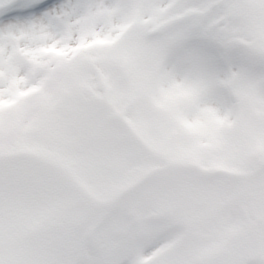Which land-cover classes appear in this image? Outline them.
<instances>
[{
    "label": "rangeland",
    "instance_id": "obj_1",
    "mask_svg": "<svg viewBox=\"0 0 264 264\" xmlns=\"http://www.w3.org/2000/svg\"><path fill=\"white\" fill-rule=\"evenodd\" d=\"M107 1L108 3L115 2L114 0ZM213 1L215 0H194L191 4L189 0H180L173 10L158 15L156 4L161 3V0H128L127 4L134 8L133 13L138 11L137 20L132 30L124 35L115 47L108 46L109 49L105 50L95 48L92 51L84 52L79 59L73 62L74 64L72 63L73 65L61 66L55 62L44 66L38 72L48 71V75L50 74L49 81H46L49 82L47 87L30 100H18L22 102L15 104L13 109H7L8 111L0 109V157L4 152L3 155H6L7 142H10L11 147L21 148L17 149L19 151L14 156L15 162L6 156L5 159L8 162H5L0 168V213L9 218V225L11 224L15 228L18 219L22 226L21 229H33L48 213H53L54 210H60L72 204L76 206H73L74 211L66 213L69 215L67 226L69 227L70 221L77 217L83 230L87 226L94 225V239L90 243V248L98 242L97 237L104 238L105 244L100 253L102 258L93 257L90 261L92 264H102L105 261V264H134L167 246L168 254L166 253L157 264H184L186 255H188L186 253H190L189 250L193 247L179 248L184 241V239L180 240L181 231L178 230L180 223L187 226L189 232H195L194 228L201 224L199 227H204V239L209 234L212 235L214 230L216 233L226 230L228 225L221 223V218L211 213L209 205L217 207L227 204L226 202L234 199L239 189L248 190V193H255L256 197L260 198L259 202L253 203L250 208L255 210L256 217H260L264 222V187L261 189V186H264V171L261 182L256 178L241 181L240 184V181L236 179V184L230 185L224 176L213 178L211 187H215L216 183H220L227 189L236 185V188L230 187L225 194L212 193L213 188L209 189L203 185L200 187L201 190L197 191L192 183L184 184L183 179H192L193 175L183 171V167L175 165V162L181 166V164H188L194 160H201L204 165L213 169L217 163L218 165L222 163L230 167L236 166L235 168L241 171V169L248 168L239 162L242 159L245 160V157L240 154L237 159L239 164L232 165L236 164L235 157L233 159V156H230L235 152L234 149L242 148L240 151L245 153L248 151L246 148L248 143L258 145L257 149L264 148V105L259 101L258 94L248 79V73L237 75L231 87L241 98L244 110L245 108L252 110L243 116L241 127L239 126L234 133L221 134L222 140H210L209 137L214 135L210 122H208L209 127L206 128L204 134L201 135L198 132L200 119L197 111L201 107V102L207 97L209 98L211 92L214 91L210 89V84H207L201 66L199 68L198 65L194 66V69L185 77L184 83L189 82L190 87L184 92L183 100V95H178L175 98L180 103L175 105L174 101L171 102L168 99L163 108L157 110L152 107L150 102V98L162 97L158 85L164 86L160 80L163 74L154 79L155 72L160 65L169 63L168 66L171 65V67L165 66V70L169 69L170 71L182 64L186 65L185 69L190 65V60L186 55L184 57L177 56L178 58L182 57L181 59L171 57V62L170 59L167 60L166 53L170 47L179 45L185 40H194L193 38L199 36L206 38L205 35H210L222 42L219 37L222 33L216 29L214 31L213 29L207 30V26L215 21H220L219 18L224 13L228 14L223 17L225 18L224 23L229 27V30L224 32V34L227 33L224 42H227L229 36H234L236 42L246 39L248 49L242 45L246 55L251 59L257 58L262 61L261 57L257 55H261L262 50L264 51V0H244L242 3L238 2V5L233 0H219V5ZM87 2L96 6L98 0H87ZM215 6L221 7L217 14L212 12V7ZM96 7L85 10L66 24L65 27L69 34V49L74 46L75 39H83L85 42L96 35L99 28H104L103 32L105 29L111 30L113 25L117 24L115 18L124 14V11L113 14L108 9L104 14H106L105 16L111 15V18L105 16L92 18L89 15L91 12L95 14ZM85 15H88V20L79 21L80 17L87 18ZM189 26L190 29H188ZM154 31L160 33L157 38H155L156 32ZM112 33H114L113 30ZM151 33L153 36H150ZM145 34L152 39H146ZM72 38H74L73 42ZM153 39L157 40L152 41ZM42 41L36 42L34 45L37 47L35 48L27 47L37 50L41 45L50 46L52 42L47 39ZM42 46L40 49H43ZM239 47L240 45H237L231 53L228 52L229 50L223 49V53L228 52V57L237 56ZM198 58L201 59L199 56ZM249 61L252 62L250 59ZM88 65L93 66L95 70L98 69L101 73L100 79L105 84L104 92L99 91L94 85L98 82L91 78ZM20 71L11 69V76L14 80L22 79V71ZM94 74L96 75V72ZM166 77H168L167 73H165V77L163 75V80ZM124 79L125 84L123 83ZM5 84V79H0V86L4 87ZM88 88L90 91L86 90ZM149 95H151L150 98ZM144 99H146V103H150L151 108L146 106ZM190 105L193 109L187 110ZM255 105L260 107L259 111L256 110ZM186 110L185 116L191 126L190 131L197 132V134L181 133L176 116L179 112ZM49 111L50 114L47 115L46 113ZM116 111L118 118L114 117ZM29 118H32V121L28 122L30 124L26 127L25 121ZM106 118L113 124V128L103 123ZM196 121H198L197 125ZM170 129L174 132V137L168 135ZM27 130L36 131L35 134L38 131L40 133L38 132L35 139L30 136L32 139L27 141L22 137L29 133L26 132ZM215 136L217 135L215 134ZM112 138H116L117 147L107 148V150L111 149V157L101 156V149L104 151L105 145L100 146L97 150L89 149L99 140L104 141ZM13 140L15 144H12ZM143 144H147L152 152L145 151ZM23 149L29 150L31 154L26 151L29 155L26 157ZM250 151L257 153L259 150ZM17 162L25 164L24 170L20 172H31L25 174L26 176L14 175L13 173L22 168ZM165 163H170L172 166L164 167L163 169L166 171H162L165 173L162 174L163 177L153 180L151 176L157 174V169L163 167ZM44 164L54 165L60 169L65 168L64 171L68 175L63 173L67 180H64L65 177L60 176L61 174L58 176L55 171L49 172L47 168L45 169ZM93 172H95L94 175H90ZM118 172L125 174V179H116L115 175ZM55 177H57L56 181H60L59 187L52 183ZM170 177H173L172 181L169 180ZM133 180L135 184L131 187L129 185ZM128 187L127 198L125 197L124 200L114 204L116 195L127 190ZM168 189L170 191H167ZM137 195H139L140 205L143 208L142 210L138 208L140 211H137L136 205H133L136 203ZM248 195L249 201H253V197ZM89 196L98 199V208L93 205L91 207L89 203L91 197ZM137 202L139 201L137 200ZM153 203L171 205V216H174V219L167 225L150 230L153 232L149 233L154 235H146L147 242H145L142 236L137 237L139 234L136 230H139L143 225L135 217L136 213L144 215L152 212L150 207ZM197 206L201 207L198 216L195 213ZM127 209L129 211L131 209L135 216H133L135 219L133 226L128 225V221H124L123 214ZM229 211L227 209L228 213ZM81 214H85L84 222L81 219ZM118 217L122 219V222ZM213 217L217 220L214 226L208 223ZM97 219H100L99 225ZM240 222V217L228 222L233 229L230 232L231 238L236 239L235 243L229 246L234 248L237 253H241L243 250L246 251L245 253L253 254V251L256 250L253 228L255 227L256 232L260 226L253 227L252 225L257 222L250 221L249 226L242 228ZM4 227H6L5 224ZM259 234V239H261V230ZM70 236L71 247L77 255L74 258L75 264H79V253L83 255L84 251L89 248L81 247L78 244L77 234L71 233ZM243 238H249V243L253 242L254 248L248 249ZM114 239L118 243L116 250H112L111 246ZM196 239L187 238L186 240L190 245H195L194 243L199 244V239ZM137 242H139L138 247L133 249ZM262 242H264V238ZM203 243L205 252L214 251L216 248L212 241H203ZM2 259L3 263L1 261L0 263L6 264L3 255ZM40 261L41 257L38 256L35 264Z\"/></svg>",
    "mask_w": 264,
    "mask_h": 264
},
{
    "label": "snow or ice",
    "instance_id": "obj_2",
    "mask_svg": "<svg viewBox=\"0 0 264 264\" xmlns=\"http://www.w3.org/2000/svg\"><path fill=\"white\" fill-rule=\"evenodd\" d=\"M94 7L87 0H0V61L14 53V62L25 67L19 49L42 34L58 36L75 16Z\"/></svg>",
    "mask_w": 264,
    "mask_h": 264
},
{
    "label": "bare ground",
    "instance_id": "obj_3",
    "mask_svg": "<svg viewBox=\"0 0 264 264\" xmlns=\"http://www.w3.org/2000/svg\"><path fill=\"white\" fill-rule=\"evenodd\" d=\"M105 0H98V2H101L100 6L96 7L95 10V14L96 17H102L105 16L106 14H104L108 9H110V12L115 10H119V1L115 0V2H109V3H105ZM111 16V15H110ZM110 16H105L106 18ZM118 21V17L115 18ZM115 20V21H116ZM116 21V22H117ZM103 28L101 29V31L103 32ZM106 31V29H105ZM101 32V33H102ZM104 34V32H103ZM42 40H46V39H50L54 41L55 37H48L47 35H42ZM14 39H19V37H16ZM36 41L38 42H43L39 37L35 38ZM36 43V42H35ZM35 43H33L31 46H33V48L36 47V45H34ZM53 48L54 50L57 51H61L62 50V46H64V43L66 44V42L64 40L60 41H54L53 42ZM20 52V51H19ZM20 55L22 56V54L20 53ZM43 55V53H38V54H34L32 52L30 53H25L24 56H27L29 60H34L37 59L38 57H41ZM191 54H189L190 56ZM182 57L178 58L181 59ZM208 57H207V61L205 63H202L201 68L204 71V78L205 80H207V84H211V85H221L223 83V78L222 77H218L216 78V73H218L217 68H215V65H211V63L208 61ZM4 60L0 61L1 65H6L5 62H3ZM12 63L14 65H18L17 63L14 62V59H12ZM10 67V66H9ZM171 65L168 66V68H170ZM186 68L185 64H182L180 67H176L175 70L170 71L169 69L165 71V73L168 74V77L164 78L163 80V76L161 77V82L163 85H159L158 87L159 89V93L162 95V97L160 96H156V98H154V105L160 109L163 108V105L165 102L168 101V99H173L175 100V98L178 95H184V92L186 90H189L188 88L190 87L189 82H185V77L188 75V73L192 70V65H189L188 68L186 70H184ZM207 72V73H206ZM165 73H164V77H165ZM221 73H219L220 75ZM204 80V79H203ZM204 80V81H205ZM164 81V82H163ZM219 81V82H218ZM206 82V81H205ZM175 96V97H174ZM200 109L197 111V115L199 117V132L201 134H204L206 131V128L209 127V123L213 126L214 130H218L219 127L221 126V124L224 121V117L223 114L224 112H226V115L229 113V109L225 104L224 98L221 95H218V98L213 97L212 94H210V97L206 98V100L201 102L200 105ZM196 121V125H197Z\"/></svg>",
    "mask_w": 264,
    "mask_h": 264
}]
</instances>
